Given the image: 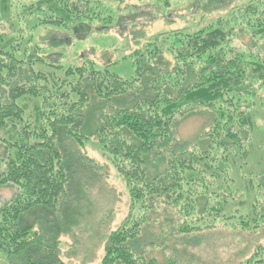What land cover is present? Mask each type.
<instances>
[{
    "label": "trees",
    "instance_id": "16d2710c",
    "mask_svg": "<svg viewBox=\"0 0 264 264\" xmlns=\"http://www.w3.org/2000/svg\"><path fill=\"white\" fill-rule=\"evenodd\" d=\"M89 7V0L20 7L0 0V24L12 33L0 34V85L8 87L0 100V145L7 148L0 187L16 189L0 205V257L10 264H64L61 239L83 217L80 198L103 177L87 153L91 143L130 196L128 216L107 235L101 264H186L177 259L186 251L176 255V247L198 246L205 230H264V59L234 47L237 24L221 20L159 34L123 59L133 67L129 77L116 64L66 67L53 54L38 55L33 35L19 33L23 24L31 32L62 28L69 32L63 46L71 45L72 36L86 39L100 21ZM238 15L235 22L264 38V0H251ZM205 112L210 120L201 135L180 142L178 119ZM157 248L176 254L162 263L150 257ZM240 264H264V246Z\"/></svg>",
    "mask_w": 264,
    "mask_h": 264
},
{
    "label": "rangeland",
    "instance_id": "374dc122",
    "mask_svg": "<svg viewBox=\"0 0 264 264\" xmlns=\"http://www.w3.org/2000/svg\"><path fill=\"white\" fill-rule=\"evenodd\" d=\"M37 1L39 0H17V4L20 7ZM89 1V15L100 21L93 22L92 33L86 39H83L86 36L82 35L72 36L71 45L63 46V37L69 32L55 27H44L31 32L30 24L27 27L25 24L21 25L19 33L33 35L34 41L41 49L38 55L50 57V54H53V59L66 67H81L89 62L100 68L116 64L114 70L124 77H129L133 74V67L131 62L123 59L134 53L137 48H143L146 42L154 40L155 36L172 34L183 28L195 30L225 20L229 22V26L237 24L234 47L254 59H264V38L253 37L247 28L241 26V22H235L237 18L240 19L239 9L247 6L251 0H171L170 7H162L153 0ZM133 7L140 11L134 12ZM134 23L137 24L135 27ZM105 24L112 25L106 30L103 28ZM10 28L9 24H0V34L12 35ZM52 40H60L61 44H53L51 47ZM54 45L59 46L54 48ZM7 91V85H0L1 101L6 100ZM259 95L264 98V90ZM262 100L264 102V99ZM32 108L31 105V110ZM260 109L263 110L260 114H264L261 105ZM209 113L178 119L176 138L180 142L196 140L209 123ZM260 142L261 140L257 142L256 147ZM6 150L4 145H0V155ZM87 153L103 167V177L93 182L80 198L79 211L83 217L72 233L61 239L60 257L64 264H101L107 235L125 221L130 211L128 187L106 154L96 143L87 145ZM260 154L257 150L255 156ZM15 194L14 187H0V205L9 202ZM159 230L154 229L153 232L159 234ZM201 233L198 236L200 238L194 241L198 242V246L193 247V243L190 246L178 245L176 249L179 254L173 250L176 255L186 251L182 253V258L177 259L186 264H240L241 258L256 251L259 246H264V230L254 235L221 225L215 230H205ZM169 252L174 257L175 254L171 250ZM170 253L157 248L150 253V257L165 263ZM0 264L10 263L0 257Z\"/></svg>",
    "mask_w": 264,
    "mask_h": 264
}]
</instances>
